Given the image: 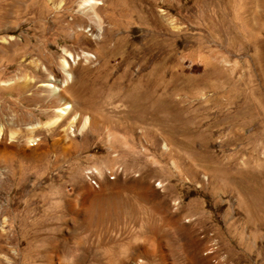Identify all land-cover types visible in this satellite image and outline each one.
I'll return each mask as SVG.
<instances>
[{
    "label": "rangeland",
    "instance_id": "rangeland-1",
    "mask_svg": "<svg viewBox=\"0 0 264 264\" xmlns=\"http://www.w3.org/2000/svg\"><path fill=\"white\" fill-rule=\"evenodd\" d=\"M83 1L0 0V264H264V0Z\"/></svg>",
    "mask_w": 264,
    "mask_h": 264
},
{
    "label": "bare ground",
    "instance_id": "bare-ground-1",
    "mask_svg": "<svg viewBox=\"0 0 264 264\" xmlns=\"http://www.w3.org/2000/svg\"><path fill=\"white\" fill-rule=\"evenodd\" d=\"M104 1V0H103ZM98 3V1L96 2V1H94V0H84L83 1V3L81 4V6L82 7H84V6H91V5H93V4H97ZM100 3V2H99ZM94 6V5H93ZM94 14V13H93ZM94 16V15H93ZM99 22V21H98ZM83 33V32H82ZM84 35V34H83ZM86 37H87V35H85ZM66 57H71L70 56V54L69 53H66V55H65ZM60 62H61V66H60V68H61V72H62V74L64 75V79H63V82H62V84H60V87H55L54 85H51L49 82H43V83H41L40 84V86H42V87H47V88H53L52 90V92H54L56 95L57 94H59V92L61 91V87H63L65 84H66V82L68 81V79L70 78V73H69V65H68V63H67V60H65L64 58L63 59H61L60 60ZM60 100V99H59ZM63 101V100H62ZM64 105H63V107H60V108H57L56 109V113L58 114V117L56 118V120L55 121H57L58 120V118H59V116H65L67 113H68V111H67V109H70L71 108V106L70 105H68L67 104V102L66 103H64V102H62ZM71 118V121L72 122H75L77 119H78V115L76 114V113H73L71 116H70ZM54 121V122H55ZM32 140L31 139H29L28 140V143H29V145H32ZM31 143V144H30Z\"/></svg>",
    "mask_w": 264,
    "mask_h": 264
}]
</instances>
